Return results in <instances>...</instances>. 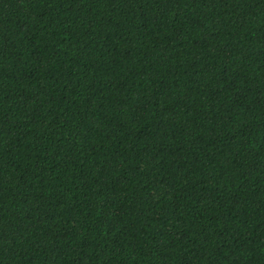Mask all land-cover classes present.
<instances>
[{
  "label": "trees",
  "instance_id": "16d2710c",
  "mask_svg": "<svg viewBox=\"0 0 264 264\" xmlns=\"http://www.w3.org/2000/svg\"><path fill=\"white\" fill-rule=\"evenodd\" d=\"M0 264H264V0H0Z\"/></svg>",
  "mask_w": 264,
  "mask_h": 264
}]
</instances>
